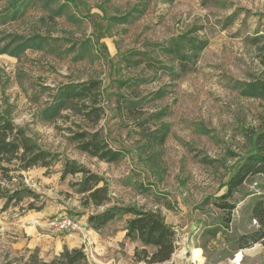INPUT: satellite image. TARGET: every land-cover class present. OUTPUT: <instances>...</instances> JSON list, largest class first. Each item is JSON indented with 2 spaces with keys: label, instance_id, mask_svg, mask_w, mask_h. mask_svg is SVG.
Here are the masks:
<instances>
[{
  "label": "rangeland",
  "instance_id": "rangeland-1",
  "mask_svg": "<svg viewBox=\"0 0 264 264\" xmlns=\"http://www.w3.org/2000/svg\"><path fill=\"white\" fill-rule=\"evenodd\" d=\"M62 2L63 13L52 17ZM6 3L0 0V51L7 49L0 52V110L58 161L16 172L11 181L0 173L1 186L37 194L0 212V264H21L34 250L49 260L62 245L83 247L77 236L64 237L47 224L67 215L88 226L87 216L104 208L85 204L71 185L81 173L61 177L66 159L99 174L112 204L162 213L175 231L176 248L160 264H264V245L239 248L248 240L240 237L259 227L251 209L264 198V176L254 175L232 196L219 198L249 148L246 134L264 121V98L241 92L244 83L264 80V0H24L15 14L4 13ZM195 27L192 34L208 43L192 69L171 80L159 68L169 63L159 46ZM33 33L47 39L46 48H26L19 59L8 53L19 43L16 37ZM91 78L101 82L103 114L96 128L123 151L117 162L77 149L70 135L87 127L78 114L41 117L61 85ZM119 79L126 84L119 87ZM123 97L138 99V108H117ZM158 109L159 121L149 115ZM159 123L168 127L163 144L146 146V131ZM128 216L98 231L87 227L89 264H147L134 259L140 243L124 236ZM194 247L201 249L200 260H192Z\"/></svg>",
  "mask_w": 264,
  "mask_h": 264
},
{
  "label": "trees",
  "instance_id": "trees-1",
  "mask_svg": "<svg viewBox=\"0 0 264 264\" xmlns=\"http://www.w3.org/2000/svg\"><path fill=\"white\" fill-rule=\"evenodd\" d=\"M24 0H7L4 13L15 14ZM65 4L60 3L51 12V16L63 13ZM107 19V29L110 17ZM116 19V17H111ZM200 27H195L189 31L179 33L170 37L159 48L162 54L168 56L169 63L161 64V69L165 70L170 79L174 80L185 72L192 69L196 59L208 41L202 37L193 35ZM13 39V38H12ZM19 43L9 51L10 55L20 58V52L26 48H46L47 39L39 34L16 37L14 40ZM256 37L253 38L255 40ZM2 53L7 49L3 47ZM142 59L136 61L140 64ZM152 62V61H149ZM264 66V58L261 59ZM126 84L125 80L119 79L118 85ZM101 82L98 79H88L78 83H66L61 85L54 95L52 101L41 111V117L47 120H55L63 116V111L69 110L78 114L87 124L85 129L74 131L70 139L76 144L77 149L87 154L97 157L106 162H117L123 157V151L112 148L100 129L96 128L98 121L103 114V108L99 103ZM241 87L242 94L264 98V80H254L244 83ZM155 96L160 97L162 92L157 89ZM124 99V97H123ZM121 101L118 99L117 108L128 112H134L138 108V99L130 97ZM122 111V110H121ZM157 121L163 116L162 109L149 113ZM168 127L165 123H159L153 129L146 131V146L154 147L162 145ZM249 144L248 150L244 153L239 163L235 166L226 181V191L219 198H227L233 195L244 182L254 175L264 176V121L257 129H252L246 134ZM58 156L42 148L22 126L17 125L9 116V113L0 110V173L3 179L11 181L16 172L26 171L32 167H51L58 161ZM81 173L79 181L71 182L76 187V192L82 194L85 204L94 207L104 208L100 211L90 213L87 216V224L90 228L98 231L108 222L118 216L130 215L125 219V238L131 241H138L140 246H135L133 251L134 259L147 264H160L170 259L176 248L175 231L168 224L162 213L158 210L143 209L135 205H123L111 203V196L106 181L97 173L78 163L74 159H66L62 163L61 177L67 174ZM37 194L29 187L9 188L0 185V199L3 204L0 212L5 210L11 202L21 201L24 198H34ZM111 203V205L106 206ZM30 203L29 207H32ZM223 208L231 207L227 203H219ZM252 216L259 222L256 231L244 234L239 248L251 247L255 243L264 245V198L258 197L252 205ZM147 246L154 249L148 251ZM264 263V261H263ZM3 264H13V261H5ZM21 264H89L86 253L82 248L63 245L61 251L51 259L45 260L38 255L36 250L31 251Z\"/></svg>",
  "mask_w": 264,
  "mask_h": 264
},
{
  "label": "built area",
  "instance_id": "built-area-1",
  "mask_svg": "<svg viewBox=\"0 0 264 264\" xmlns=\"http://www.w3.org/2000/svg\"><path fill=\"white\" fill-rule=\"evenodd\" d=\"M47 224L52 230L61 233L64 237L74 238L77 236L80 244L83 245L81 248L83 250L86 249L84 243L88 239L89 230L87 229L88 226L79 219L67 215H59L49 219Z\"/></svg>",
  "mask_w": 264,
  "mask_h": 264
},
{
  "label": "bare ground",
  "instance_id": "bare-ground-1",
  "mask_svg": "<svg viewBox=\"0 0 264 264\" xmlns=\"http://www.w3.org/2000/svg\"><path fill=\"white\" fill-rule=\"evenodd\" d=\"M183 253L184 252H179L176 256L181 258V257H183ZM191 253H192V255H191L192 260H200L201 259V249L200 248L194 247L192 249Z\"/></svg>",
  "mask_w": 264,
  "mask_h": 264
},
{
  "label": "crops",
  "instance_id": "crops-1",
  "mask_svg": "<svg viewBox=\"0 0 264 264\" xmlns=\"http://www.w3.org/2000/svg\"><path fill=\"white\" fill-rule=\"evenodd\" d=\"M67 245V244H66ZM63 246V245H62ZM62 246L61 247H59L57 250H55L54 251V255H56V254H58L60 251H61V249H62ZM42 253V252H41Z\"/></svg>",
  "mask_w": 264,
  "mask_h": 264
}]
</instances>
